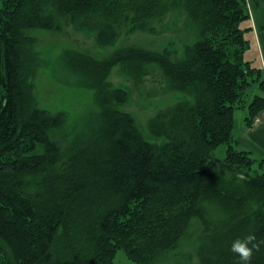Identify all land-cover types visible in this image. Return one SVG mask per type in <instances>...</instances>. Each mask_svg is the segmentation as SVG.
Segmentation results:
<instances>
[{
  "label": "trees",
  "instance_id": "16d2710c",
  "mask_svg": "<svg viewBox=\"0 0 264 264\" xmlns=\"http://www.w3.org/2000/svg\"><path fill=\"white\" fill-rule=\"evenodd\" d=\"M166 19L195 35L180 52L116 46L122 25L154 36ZM247 20L245 0H0V264H113L119 250L134 264H238L235 239H264V164L233 136L236 110L247 128L264 111L263 70L244 58ZM66 27L109 54L57 58L98 108L63 149L50 134L66 114L35 102L33 34ZM115 68L183 98L145 134L120 109L129 94L112 88ZM250 264H264V244Z\"/></svg>",
  "mask_w": 264,
  "mask_h": 264
},
{
  "label": "rangeland",
  "instance_id": "374dc122",
  "mask_svg": "<svg viewBox=\"0 0 264 264\" xmlns=\"http://www.w3.org/2000/svg\"><path fill=\"white\" fill-rule=\"evenodd\" d=\"M163 27L165 30L162 29ZM127 31L128 28L122 25L116 43L117 47L134 46L149 51H162L168 48L180 52L185 44L192 43L195 39L192 30L185 29L181 22L174 23L170 19H166L163 26L158 27V33L154 36L141 32L128 35ZM33 36L36 39L34 51L37 57L36 74L33 79L35 102L38 108L52 114L58 112L66 114V123L50 134L51 139L59 142L65 149L68 142L67 133L71 125L80 121L85 115L97 111L98 108L92 94L74 85L72 78H68V74L58 65L57 58L66 49L87 52L98 59L107 57L109 51L98 48L92 36L87 32H76L70 27L63 28L60 33L40 31L34 33ZM244 57L247 59L250 53L246 51ZM109 81L112 88H120L128 92V100L120 109L130 113L138 126L143 128L145 134L146 121L156 111L183 98L175 93L162 94L160 91H153L150 87L152 83L146 81V78L140 85H135L121 73L119 68L113 70ZM244 114L246 115L245 109L234 112L235 128L240 127ZM225 149V146L217 148L214 152L215 157L222 159ZM179 261L175 257L166 255L157 259L153 264H177ZM113 264L134 263L128 260L122 250H119Z\"/></svg>",
  "mask_w": 264,
  "mask_h": 264
},
{
  "label": "crops",
  "instance_id": "0c3cea01",
  "mask_svg": "<svg viewBox=\"0 0 264 264\" xmlns=\"http://www.w3.org/2000/svg\"><path fill=\"white\" fill-rule=\"evenodd\" d=\"M245 8L248 15L245 34L249 36L245 35V37L249 42L247 51L250 53V57L245 60L253 67L262 69L264 74V0H245ZM260 94L258 87L254 85L248 91L246 102L249 103L255 95ZM246 115L244 114V119ZM244 119L239 128H235L234 122L235 147L237 150L247 152L257 162L262 161L264 164V111L257 115L250 128L246 127Z\"/></svg>",
  "mask_w": 264,
  "mask_h": 264
},
{
  "label": "clouds",
  "instance_id": "9594fccd",
  "mask_svg": "<svg viewBox=\"0 0 264 264\" xmlns=\"http://www.w3.org/2000/svg\"><path fill=\"white\" fill-rule=\"evenodd\" d=\"M260 244H264V239L257 242V237L250 234L242 239H235L230 250L239 257L238 264H250L253 252L259 250Z\"/></svg>",
  "mask_w": 264,
  "mask_h": 264
}]
</instances>
